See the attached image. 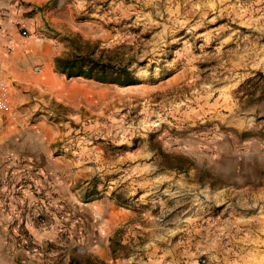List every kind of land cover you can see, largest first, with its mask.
<instances>
[{
  "label": "rangeland",
  "instance_id": "1",
  "mask_svg": "<svg viewBox=\"0 0 264 264\" xmlns=\"http://www.w3.org/2000/svg\"><path fill=\"white\" fill-rule=\"evenodd\" d=\"M27 11L19 37L52 46L0 108V264H264V0ZM113 50L137 83L55 66Z\"/></svg>",
  "mask_w": 264,
  "mask_h": 264
},
{
  "label": "crops",
  "instance_id": "2",
  "mask_svg": "<svg viewBox=\"0 0 264 264\" xmlns=\"http://www.w3.org/2000/svg\"><path fill=\"white\" fill-rule=\"evenodd\" d=\"M39 1L0 0V76H22L29 68L32 55L50 50L52 45L49 42L36 43L19 37L18 26L28 22L27 10Z\"/></svg>",
  "mask_w": 264,
  "mask_h": 264
},
{
  "label": "trees",
  "instance_id": "3",
  "mask_svg": "<svg viewBox=\"0 0 264 264\" xmlns=\"http://www.w3.org/2000/svg\"><path fill=\"white\" fill-rule=\"evenodd\" d=\"M56 68L67 76H83L99 82H111L128 85L138 82L135 73L119 56L116 50L110 59H87L86 55H76L71 58L55 59ZM68 264H81L71 259Z\"/></svg>",
  "mask_w": 264,
  "mask_h": 264
},
{
  "label": "bare ground",
  "instance_id": "4",
  "mask_svg": "<svg viewBox=\"0 0 264 264\" xmlns=\"http://www.w3.org/2000/svg\"><path fill=\"white\" fill-rule=\"evenodd\" d=\"M4 75H2V77H1L2 78L1 79L2 80L1 81V86L3 88V96L5 97V100H7L8 96H9V81L8 80L10 78V74L5 75V76ZM32 77H33L32 78L33 81L36 84H43L44 86L46 85L47 89L50 92H52L54 94L57 93V95L62 94V95H64L67 98H71V95H75L76 92H78L79 90H81L84 87V86L82 87V86L78 85L77 83H73L68 88L63 87V85H61V82H60V77L57 74L52 73L50 70H47V69L42 70L39 73L32 75ZM85 87H87V86H85Z\"/></svg>",
  "mask_w": 264,
  "mask_h": 264
},
{
  "label": "built area",
  "instance_id": "5",
  "mask_svg": "<svg viewBox=\"0 0 264 264\" xmlns=\"http://www.w3.org/2000/svg\"><path fill=\"white\" fill-rule=\"evenodd\" d=\"M21 34L26 35L27 31L25 29H22ZM39 71H40V68H38V67L35 68V73H38ZM0 89H1V92H0V108H6V100H5V97L3 96V88L1 86V80H0Z\"/></svg>",
  "mask_w": 264,
  "mask_h": 264
},
{
  "label": "water",
  "instance_id": "6",
  "mask_svg": "<svg viewBox=\"0 0 264 264\" xmlns=\"http://www.w3.org/2000/svg\"><path fill=\"white\" fill-rule=\"evenodd\" d=\"M77 77H81V76H77ZM71 78V76H69L68 77V79H70ZM72 84V83H71ZM71 84H69L68 86H65V85H63V87H66V88H68V87H70L71 86ZM60 95H62V94H60ZM62 96H64V95H62ZM65 97V96H64Z\"/></svg>",
  "mask_w": 264,
  "mask_h": 264
}]
</instances>
